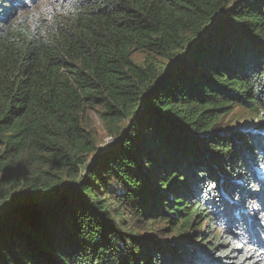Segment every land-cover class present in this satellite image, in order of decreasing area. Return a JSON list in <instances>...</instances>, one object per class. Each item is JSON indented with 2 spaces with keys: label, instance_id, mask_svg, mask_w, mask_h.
<instances>
[{
  "label": "trees",
  "instance_id": "1",
  "mask_svg": "<svg viewBox=\"0 0 264 264\" xmlns=\"http://www.w3.org/2000/svg\"><path fill=\"white\" fill-rule=\"evenodd\" d=\"M262 169L264 0H0V264H264Z\"/></svg>",
  "mask_w": 264,
  "mask_h": 264
},
{
  "label": "rangeland",
  "instance_id": "2",
  "mask_svg": "<svg viewBox=\"0 0 264 264\" xmlns=\"http://www.w3.org/2000/svg\"><path fill=\"white\" fill-rule=\"evenodd\" d=\"M145 57H146V55L142 52L135 53L133 55V58L138 63H143L145 60ZM102 112H103V108L101 106H98V105L88 108L84 114V125H85V128L95 136V139L97 141V146L101 147V148H105L109 144H111L114 141V139H113L112 135L107 130V125L102 118ZM235 112H236V114L233 117H229V119L234 120L235 123L241 122L247 116L245 111L242 110L241 108H237ZM94 159H95L94 154H90L87 156V160L89 163L93 162ZM49 171H50V169H49ZM55 172H57V171H55ZM261 172H262V174H264V169H262ZM86 173H87V171H83L84 175ZM15 179H16L15 181L18 184H14V186H13L14 189L19 188L22 185V183L24 182L25 178L19 179L17 177ZM48 181H51V180H48ZM125 221H126V225H128L127 227L136 226L137 228H139V230L141 232H146L149 229L143 221L137 222L135 219L130 220V218H127ZM163 225H164L163 223H158V224H156V227L160 228V227H163Z\"/></svg>",
  "mask_w": 264,
  "mask_h": 264
}]
</instances>
